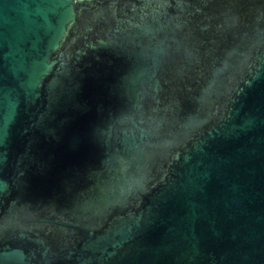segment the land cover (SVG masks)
I'll return each mask as SVG.
<instances>
[{
    "label": "water",
    "instance_id": "1",
    "mask_svg": "<svg viewBox=\"0 0 264 264\" xmlns=\"http://www.w3.org/2000/svg\"><path fill=\"white\" fill-rule=\"evenodd\" d=\"M0 264H264V0H0Z\"/></svg>",
    "mask_w": 264,
    "mask_h": 264
}]
</instances>
